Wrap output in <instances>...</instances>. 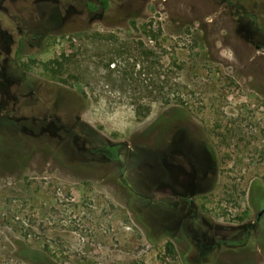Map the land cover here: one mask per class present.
I'll return each instance as SVG.
<instances>
[{
    "label": "rangeland",
    "instance_id": "rangeland-1",
    "mask_svg": "<svg viewBox=\"0 0 264 264\" xmlns=\"http://www.w3.org/2000/svg\"><path fill=\"white\" fill-rule=\"evenodd\" d=\"M0 15L20 88L54 86L28 101L88 137L66 145L0 87V264H264V0H0ZM106 144L117 162L89 153Z\"/></svg>",
    "mask_w": 264,
    "mask_h": 264
},
{
    "label": "flooded vegetation",
    "instance_id": "flooded-vegetation-1",
    "mask_svg": "<svg viewBox=\"0 0 264 264\" xmlns=\"http://www.w3.org/2000/svg\"><path fill=\"white\" fill-rule=\"evenodd\" d=\"M100 4L103 5V3L100 1ZM104 6V5H103ZM87 11H90V10H87ZM0 20L3 21L4 20V17L2 15H0ZM17 46L19 47V44H17ZM17 49V48H16ZM19 69V64L17 62V59L16 57L13 55L12 57L10 56H3L2 55V52L0 51V77L2 78V80L0 81V87L1 89H3V92H5L6 94V97L9 99L10 97L16 102L19 103L18 106H14V107H17L18 109H28V110H37V111H43V112H47V113H52L53 116H47L45 118V116L43 118H45V120L47 119V125H48V130H52V134L51 136H56L59 141L61 142H64L66 145H71L72 144H85V142H88V137L86 134H84L83 132H77L76 130V125H73L74 123H68L67 125L65 126H59L58 128H50V126H52L55 122H54V119H56V115L58 114V112H56V108H55V105L54 106H39L38 103H30L27 99V95L24 93V89L27 87V88H30L31 91L32 90H36L38 88L42 89L43 87L44 88H54V86H49L43 82H40V81H35V80H31L29 83H27L24 87V89L22 90L20 88V84H21V81H22V78L20 77V73L17 74L16 72H19L18 71ZM25 72V71H23ZM8 73H10V76L11 78H6V76L8 75ZM22 76V74H21ZM5 84V86H4ZM16 85V90H14V92L12 93V95L10 96L9 93L11 91H7L5 89V87L7 88H13V86ZM30 91V92H31ZM29 92V93H30ZM33 92V91H32ZM39 92V91H38ZM35 104H38V105H35ZM14 107H10V110H7L9 112L11 111H14L15 108ZM49 110V111H48ZM51 110V111H50ZM41 111V112H42ZM77 124V123H76ZM105 146H119V149H118V152H119V158H120V155H121V149L123 148L122 145L120 144H106L102 147H93L91 149H89V153L91 155H96L98 157H101L103 158L104 160H107L108 162H117L118 160H112V159H108L106 158L105 156L103 155H100L97 153V151L100 149V148H104ZM192 146V147H191ZM195 147V141L193 143L189 142L186 144V148H187V151H189V153H191V155L193 157H200L202 154H200L199 156L195 155L194 153H192L191 151H193V148ZM196 148V147H195ZM199 149V148H197ZM168 152H173V149L169 148L168 149ZM166 166L167 164H164V163H161L158 164V169L162 172H165L166 171ZM172 166V165H171ZM193 170L195 169V167H192ZM199 168H203V166L200 164L199 165ZM207 170H205V172H207ZM262 214V213H261ZM261 214L258 213L257 215V219L256 221H260V216Z\"/></svg>",
    "mask_w": 264,
    "mask_h": 264
},
{
    "label": "trees",
    "instance_id": "trees-1",
    "mask_svg": "<svg viewBox=\"0 0 264 264\" xmlns=\"http://www.w3.org/2000/svg\"><path fill=\"white\" fill-rule=\"evenodd\" d=\"M104 6L108 3L109 0H100ZM110 65H113L111 67L113 70H115V64L113 63V60L108 62L106 67L109 68ZM149 113V109H146L145 112L143 113V117H146ZM119 146H105L104 148H100L97 153L100 155L105 156L108 159L112 160H118L119 159V152H118Z\"/></svg>",
    "mask_w": 264,
    "mask_h": 264
},
{
    "label": "water",
    "instance_id": "water-1",
    "mask_svg": "<svg viewBox=\"0 0 264 264\" xmlns=\"http://www.w3.org/2000/svg\"><path fill=\"white\" fill-rule=\"evenodd\" d=\"M262 212H264V210H263V211H261L259 214H261Z\"/></svg>",
    "mask_w": 264,
    "mask_h": 264
}]
</instances>
